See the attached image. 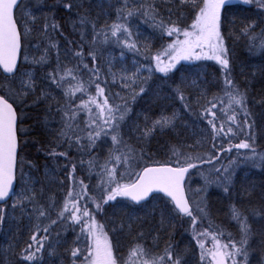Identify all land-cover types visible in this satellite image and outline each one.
Masks as SVG:
<instances>
[{
  "label": "snow or ice",
  "instance_id": "1",
  "mask_svg": "<svg viewBox=\"0 0 264 264\" xmlns=\"http://www.w3.org/2000/svg\"><path fill=\"white\" fill-rule=\"evenodd\" d=\"M40 2L42 3V0ZM166 2L167 0H161V3ZM179 2L180 5H191L195 14L191 24L184 28L179 27L175 22L165 24L162 19L156 24L162 34L175 37V39L162 54L153 57L156 62L155 69L167 76L181 61L202 59L213 60L220 66L227 105L219 107L217 103L210 100L208 101L210 107H205L202 115L211 117L207 119V124L211 127L213 139L220 136L228 138L229 147L224 148L221 145L217 149L214 143L212 147L217 150L216 154L209 153L206 158H201L185 154L173 145L169 149L171 157L174 158L172 162L146 166L141 171L135 172V168L144 158V150H137L128 143L123 126L132 111L129 100L134 103L137 97L145 93L144 85L147 84L150 76L143 77L140 74L143 65L137 64L135 71L130 74L127 69H124L120 76L121 87L130 89L131 96L125 98L116 93L115 97L124 102L110 103L105 86H102L100 82V69L96 63L97 54L93 49L98 44L108 43L110 34L111 37L116 38L115 43L121 44L129 51L139 53L136 42L131 39L133 34L126 21L134 15L157 21L161 13L156 0H150V2L148 0H118L116 21L99 28L87 11L83 14L77 13V20L73 21L72 29L74 32L79 31L80 41L68 40L69 47L63 50L65 56H71L77 61V65L73 68L62 63L61 48L53 35L60 32L63 36L61 25L54 18L44 16L45 22L39 29L40 36L31 44L34 53L38 55L26 50L23 63L29 67L23 70L20 64L21 50L27 47L26 42L34 31L29 24L34 25L37 16L28 8L25 0H0V74H2V79H0V225H3L6 220L5 204L10 198L12 208L19 209L20 219H28L31 225L30 235L25 245L20 248L19 252L14 253L16 264H41L44 253L48 256L57 255L56 249L63 242L61 231H67L68 228L75 231L74 226H79L80 231L73 241L74 246L69 250L70 264H120V260L114 255L112 241L104 230L105 226L96 220L95 213L89 208V203L95 206V212H102L105 205L117 201V198H127L135 205H141L142 202H147L153 194H163L170 198L167 203L171 205V212L175 216L189 218L193 229V239L200 250V264H250V257L256 253H259L256 256V264H264V210L253 208L249 215H245L235 204L230 206V218L239 229L238 239L228 233L226 241L222 242L225 233L220 229L210 231L211 225L203 230L196 229L197 223H202L209 216L210 209L206 201L208 189L215 186L224 194L229 195L234 186V176L240 166L239 160L230 161L228 167H217L215 161L220 159V155L224 152H231L233 148L244 149L247 150L242 154L244 164L253 168H264V153L256 149V120L254 118L256 114L248 107L247 91L241 90L232 78L229 48L222 31V10L226 6H231L233 0H179ZM236 3L255 5L258 11L264 14V0H236ZM79 7H83L82 0H55L50 10L62 8L71 13L74 8ZM168 12L171 16L172 9L169 8ZM256 27L255 20L249 21L241 28V34L253 41L249 47L250 53L264 54V29H261L257 36L254 32ZM89 28L91 30L90 41L87 39ZM99 37L103 39L100 40ZM257 40H259L258 43H256ZM74 43L76 46L72 47ZM84 43L91 46L87 53L92 61L91 67L84 62ZM53 53H55V67H50ZM46 65H49V70L44 71ZM81 65L91 74L87 81L88 87L79 76ZM38 69L42 73L39 77L37 76ZM151 71L149 69L150 73ZM259 71L264 73V68ZM112 75V82L116 83L115 73ZM69 77L76 83L74 86L65 87ZM106 83V81L103 82V84ZM91 86L95 88L94 94L89 92ZM189 86L200 90L201 95H204L197 79H193ZM38 87L40 92L36 95ZM52 87L63 90V103L52 95ZM172 91L182 102L183 108L191 111L192 104L182 88L178 85ZM77 93L88 95V99L81 98L78 104L74 103ZM29 96L34 97L31 104L27 100ZM41 101L46 105L45 128L52 131L49 117L55 121L56 115L59 116L56 122L60 126L54 133L56 147L66 144L67 149L75 148L81 156L89 157L87 161L80 159L79 163L82 167L87 164L89 179L92 174L97 176L98 183L95 191L98 195L90 194L89 185L83 179L77 178V165L72 163L68 173L72 187L66 193L63 204L58 207L52 197H49L46 203H40L37 199L35 185L39 183V180H33L31 177L25 179L22 167L24 160L19 157L21 144L17 133L18 120L22 118L18 116L14 104L19 102L21 108L35 107ZM50 101H55L54 111ZM196 102H199V98ZM256 103L264 105V98ZM220 104H224L223 99H220ZM218 107L223 117L219 126L217 124L219 118L215 111ZM81 113H84L83 119L80 118ZM241 116L243 119L240 118ZM178 119L176 112H173L171 116L162 113L154 120L145 116L143 126L133 122L127 127L129 133L136 135L138 140L147 141L157 130L162 133L165 129H174ZM19 130L23 131V129ZM240 134L244 136V139L239 143L231 144V137ZM109 141L111 146L108 148V154L101 162L98 154L94 155L93 151L101 146V142L107 144ZM37 150L48 156L69 158L68 150L57 152L56 148L43 147H38ZM240 156L241 153L238 151L237 157ZM18 157L21 165L20 178L24 180V186L19 192L14 188ZM203 164H209L212 167L206 175L201 173L204 181L202 187L193 191L189 186L187 191L192 192V197H189L185 187L186 174L190 169H198ZM121 168L124 169L123 172H119ZM126 174L134 175L135 179L128 183H121L120 181ZM250 187L255 188L254 185ZM246 194L250 193L246 190ZM39 195L41 198L44 196L42 187ZM261 195L264 197V192ZM29 205H31V211H28ZM53 213H55V218H53ZM171 219L172 217L161 213L157 236L153 237L154 242L158 239L159 230H163L166 224H171ZM253 224L257 227L253 228ZM54 225H59L60 230L53 228ZM123 227L124 225L121 224L120 229ZM128 227L131 228V224ZM116 230L113 229V231ZM137 236L143 240L145 233L138 232ZM12 251L10 244L5 250L3 261L8 260V253ZM148 256L149 250L145 245L136 243L129 249L127 259L123 264H186L184 257L170 241L164 248L163 255L151 258ZM3 261H0V264H3Z\"/></svg>",
  "mask_w": 264,
  "mask_h": 264
},
{
  "label": "trees",
  "instance_id": "2",
  "mask_svg": "<svg viewBox=\"0 0 264 264\" xmlns=\"http://www.w3.org/2000/svg\"><path fill=\"white\" fill-rule=\"evenodd\" d=\"M150 2V0H148ZM83 7L74 8L71 13L64 11L62 8H57L51 11V6L55 4V0H25V4L35 12L37 20L33 27L34 31L32 36L26 42L27 47L22 48V57L26 50L33 52L31 44L35 42L40 36L39 29L44 21V16L54 18L61 25L63 36L60 32L54 33V38L59 42L61 48V60L64 65L69 68H73L77 65V61L73 60L71 56H65L63 50L68 48V40L74 42L80 41L79 31L74 32L72 29L73 21L77 20V13L83 14L87 11V14L96 22L97 27L106 26L116 21V7L118 6V0H82ZM156 3L160 9V17L157 21H153L148 17L134 15L130 17L126 23L128 24L132 32V41L136 42L139 53L129 51L121 44H117L114 41L116 38L111 37L109 34V42L98 44L94 51L97 54V66L100 69V77L102 86H105L106 94L109 95L110 103H123L124 101L118 97H115L116 93H119L121 97L130 98L131 90H124L120 88L119 80L113 83L112 73H119L117 69L119 65H116L117 59L112 61V57L121 55L123 52L124 60L121 63L131 66L132 64L146 65L150 61H154L153 57L160 54L162 47L170 43L175 37H169L166 34H162L159 27L156 24L162 19L165 24L175 22L179 27H187L192 22V18L195 14L191 5H180L179 0H167L166 3H161V0H156ZM112 5V7H109ZM172 9L171 16L168 9ZM222 31L226 37V44L229 48V56L232 66V78L236 84L239 85L241 90H246L248 94V107L252 110L256 120V149L258 152L264 153V105L256 103V101L264 98V73L259 70L264 68V54L259 52L250 53L249 47L253 43L248 36L241 34V28L249 21L255 20L257 27L254 32L259 36L261 29H264V14L260 13L255 5H242L237 4L236 0H233L231 6H226L222 10ZM51 22V21H49ZM79 28V25H77ZM87 39L91 40V30H87ZM98 39L102 40L103 37ZM259 40L256 41L258 43ZM74 43L72 47H75ZM90 45L84 43L85 63L92 66L91 58L87 56L90 50ZM37 54L38 53H34ZM55 53L52 54L50 61V67H55ZM206 65L201 68L198 62H182L176 66L167 76L161 73H154L152 75H142L143 77H149L147 84L144 85L146 91L143 95L136 98L135 102H130L132 111L123 131L125 133V139L129 144L134 146L137 150L143 149L144 158L139 162V165L135 168V172H139L147 165L146 162L159 161L162 163L172 162L170 147L175 145L181 149L185 154H191L193 157L206 158L209 153L216 154L217 150L213 149V144L217 145V149L222 145L224 148L229 147V139L223 136L213 139V133L210 125L207 124V119L211 117H204L202 114L205 107H210L208 101H213L219 105V107H226L227 97L223 92V76L220 70V66L212 61H205ZM22 70L29 65H25L23 61L20 63ZM49 70V65L45 66L44 71ZM114 70V71H113ZM255 73V74H254ZM41 71L37 70V76L41 75ZM90 73L87 69L80 66L79 76L82 81L88 87L87 81L89 80ZM2 79V74H0ZM193 79H197L201 84L204 95H201L200 90L193 89L189 85ZM106 81V84L103 82ZM75 81L71 77L67 78L65 87H71L75 85ZM180 86L185 95L189 97L192 104V110L186 111L183 108L182 102L176 98V95L172 89ZM46 86V85H44ZM136 87V86H134ZM138 90V87H137ZM40 88L38 87L36 95H39ZM89 92L94 94V86L89 87ZM51 93L60 103L64 102L63 90L55 87L51 88ZM115 97V98H114ZM87 100L88 95L77 93L74 103H79L80 99ZM199 98V102L196 100ZM34 97L29 96L27 98L28 103L31 104ZM220 99L224 100V104H220ZM53 104V111L55 108V101H50ZM17 109L18 116L22 120H18V137L21 144V151L19 157L24 160L23 173L25 179L31 177L33 180H39V183L35 185L37 191V199L40 203H46L49 197L55 199L57 206L63 204L66 193L72 187V182L68 179V173L71 168V164L75 163L76 176L78 179H83L85 183L89 185V191L92 195H98L95 191V186L98 183V178L95 174L91 175L89 179V171L87 164L83 167L80 165V159L88 160V156H81L75 148L67 149L66 144H62L56 147L54 142L55 130L59 128V116L56 115V120L53 121L49 117V125L52 131H49L44 126V120L47 115L46 105L43 101L35 107H23L21 108L19 102L14 104ZM219 107L215 109L218 116L217 124L223 117L219 111ZM95 111V109H93ZM173 112H176L179 119L176 122L174 129H165L162 133L157 130L147 141H141L136 138V135L130 134L128 131V125L133 122L144 125V117L148 116L151 119L158 118L162 113L171 116ZM81 119L84 118V113H81ZM243 119V117H240ZM19 129H23L20 131ZM244 139L242 134L231 137V144L239 143ZM199 142V143H198ZM110 141L107 144L101 142V146L93 151V154L100 157L101 162L108 154V148L110 147ZM38 147L46 149L56 148L57 152L68 150L69 158L64 157H52L46 155L44 152L38 151ZM241 153L240 157H237V152ZM247 150L235 148L231 152H224L220 155V159L215 161L217 167H228L230 161L239 160L240 166L237 168L234 176V186L229 195L223 193V191L215 186L208 189L206 193V201L209 206V216L202 223L198 222L196 225L197 230H203L209 228L210 231L220 229L225 233V237L222 241H226V236L231 233L237 239L239 238V229L235 222H233L229 215V208L232 204H235L245 215H249L250 210L253 208L264 210V197L261 193L264 192V168H253L243 162V153ZM17 165V188L19 192L24 186V180L20 178L19 163ZM196 162V161H194ZM67 165V167H66ZM212 167L209 164H203L198 169H191L189 173L188 188L194 185L200 188L203 186V178L201 173L207 174L208 170ZM124 169H119V172H123ZM119 178V175H118ZM135 176L125 175L121 183H128L134 180ZM187 180V182H188ZM254 185L252 189L250 186ZM41 187L44 189L43 198L40 197L39 192ZM249 192L250 194H246ZM154 197H159L162 203L165 205L166 214L172 217L171 224H166L163 230H159L158 239L154 242L153 237L157 236V229L159 226L158 212H155L152 217L146 215H138L140 220L136 224H130L133 229L129 236H123L120 232L119 235L113 229H117V226L123 224V219L128 213L134 210H140L141 205H134L131 202L117 198L116 202H109L104 206L102 212H95V206L89 203V208L95 213L96 220L103 224L104 230L108 233L111 241L117 243L120 248L117 252L120 255H125L129 249L136 243H143L151 252L163 254L164 248L170 241L176 246L177 251L184 257L186 264H200L199 248L196 245V241L193 239V229L190 224L189 218L175 216L171 212V205L167 203L169 201L162 195H154L146 204H149ZM198 198V197H197ZM120 202L127 204L128 207L121 208L123 211L119 214L118 207ZM83 203V201L81 202ZM145 204V203H144ZM145 204V205H146ZM12 205V199L5 204V210H9ZM16 217L11 220V230L8 238L6 235L0 232V261H3L5 250L8 246L12 245V252L8 253V260L3 261V264H16V258L14 253L19 252L20 248L25 245L30 235L29 228L30 222L28 219H20L19 209L14 210ZM28 211H31V205L28 206ZM55 218V213H53ZM48 223V221H44ZM75 231L68 228L67 231H61L62 244L57 247V255L48 256L44 253V259L41 264H70L69 250L73 247V241L76 239L77 234L80 231L79 226H74ZM257 225L253 224V228ZM53 228L60 230L59 225H54ZM151 229V230H150ZM3 230V228H2ZM153 230V231H152ZM145 232V237L141 240L138 236V232ZM152 231V232H151ZM150 232V233H148ZM43 234V233H41ZM5 235V237H4ZM13 237H15L13 239ZM127 237V238H125ZM5 239V240H4ZM259 253L250 257V264H256V256Z\"/></svg>",
  "mask_w": 264,
  "mask_h": 264
},
{
  "label": "rangeland",
  "instance_id": "3",
  "mask_svg": "<svg viewBox=\"0 0 264 264\" xmlns=\"http://www.w3.org/2000/svg\"><path fill=\"white\" fill-rule=\"evenodd\" d=\"M29 8V7H28ZM30 9V8H29ZM31 24V23H30ZM182 38V37H181ZM175 39V38H174ZM172 42V41H171ZM170 42V43H171ZM170 43H168V44H166L164 47H162V49H161V51H160V54H162L163 53V51L167 48V46L170 44ZM162 58H164V59H166V57H162ZM112 59V61H114L115 62V60L117 59L118 61H116L115 63H116V65H119V68L117 69V71H119V73L117 72V73H115V72H113V73H115V78H116V81H118L119 80V82H120V76L122 75V72H123V70L124 69H127L128 71H129V74L131 73V72H134L135 71V67H136V65L137 64H132L131 66H128V65H124V64H122V63H125V62H123V60H124V55L123 56H121L120 54L119 55H116V57L114 58V57H112L111 58ZM22 61H23V57H22ZM122 63H121V62ZM205 61H212V62H214V63H216L215 61H213V60H207V59H202V60H200V61H181L180 63H182V62H190V63H196V62H198L199 64H200V67L201 68H203L205 65H206V63H205ZM155 60L154 61H150L149 63H147L146 65H143V67L140 69V74L141 75H152V74H154V73H160V72H158V71H156V69H155ZM180 63H178L177 65H179ZM26 66H27V64H25ZM176 65V66H177ZM218 65V64H217ZM25 68H27V67H25ZM149 69H151L152 71H151V73L149 72ZM114 71V70H113ZM112 73V74H113ZM161 74H163V73H161ZM120 84H121V82H120ZM120 88H122L121 87V85H120ZM124 89V88H123ZM124 90H129V89H124ZM147 164H161L162 162H159V161H151V162H146ZM167 163H170V162H167ZM188 183H189V180H188V182H186V190H188ZM191 189L194 191V190H196L197 189V187H195L194 185H192V187H191ZM187 194H188V196L189 197H192V192H188L187 191ZM118 201V200H117ZM114 202H116V201H114ZM120 204V206L118 207V210L120 211L119 212V214H121L123 211H121V208H125V207H128L127 206V204H125V203H122V202H120L119 203ZM146 204V203H145ZM142 204L141 206V209L140 210H134L133 212H130V213H128V215H126L125 217H124V219H123V225H124V227H123V229H120V225L119 226H117V231H116V233L119 235V232L123 235V236H129V234L131 233V231H132V229H133V226L131 225V228H129L128 227V225L130 224V222H131V224H136L139 220H140V218H139V216L138 215H146V216H149V217H152L153 216V214L155 213V212H158V214H159V216H158V221H160V217H161V213L163 212V213H165L166 214V210H165V205L162 203V201L160 200V198L159 197H154L151 201H150V203L149 204ZM6 211V220H5V222L3 223V225H0V232L2 231V233L3 234H5L6 235V239L8 238V235H9V232L10 231H12L11 230V220L14 218V216H16L15 215V211H14V209L12 208V206L9 208V210L7 211V210H5ZM155 211V212H154ZM167 215V214H166ZM139 218V219H138ZM11 225V226H10ZM157 226H159V225H157ZM2 228H3V230H2ZM151 230V229H150ZM153 231V230H152ZM151 231V232H152ZM145 233V232H144ZM148 233H150V232H148ZM5 235H4V237H5ZM125 238H127V237H125ZM5 240V239H4ZM223 242V241H222ZM112 244H113V249H114V255L115 256H117L118 257V259L120 260V264H123V262H124V260H126L127 259V256H128V252L125 254V255H120V254H118L117 252L119 251L118 249L120 248V246L117 244V243H115L114 241H112ZM209 245H210V238H209ZM199 253H200V250H199ZM159 255H163V254H159V253H155L154 251L153 252H151V250H149V256H148V258H151V257H154V256H159Z\"/></svg>",
  "mask_w": 264,
  "mask_h": 264
},
{
  "label": "water",
  "instance_id": "4",
  "mask_svg": "<svg viewBox=\"0 0 264 264\" xmlns=\"http://www.w3.org/2000/svg\"><path fill=\"white\" fill-rule=\"evenodd\" d=\"M21 56H22V50H21ZM21 62V61H20ZM11 102V101H10ZM15 107V106H14ZM17 135H18V133H17ZM18 140H19V137H18ZM164 164V163H163ZM157 164H152V165H147V167H151V166H156ZM146 167V166H145ZM191 170V169H190ZM190 170H189V173H190ZM189 173L188 174H186V182H187V179H188V176H189ZM186 182H185V187H186ZM14 188H15V190H16V188H17V178H16V182H15V184H14ZM186 193H187V191H186ZM154 195H162L163 197H165L163 194H153V196ZM152 196V197H153ZM152 197H150L149 198V200L152 198ZM166 199H168V200H170V198H168V197H165ZM11 199V198H10ZM9 199V200H10ZM123 200H126V201H128V202H131L130 200H128L127 198H122ZM8 200V201H9ZM148 200V201H149ZM7 201V202H8ZM132 204H134L133 202H131ZM144 203H146V202H142V204H144ZM135 205V204H134Z\"/></svg>",
  "mask_w": 264,
  "mask_h": 264
}]
</instances>
